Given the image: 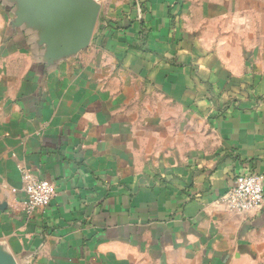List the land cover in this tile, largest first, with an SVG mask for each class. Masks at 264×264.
<instances>
[{
    "label": "crops",
    "instance_id": "obj_1",
    "mask_svg": "<svg viewBox=\"0 0 264 264\" xmlns=\"http://www.w3.org/2000/svg\"><path fill=\"white\" fill-rule=\"evenodd\" d=\"M51 46L0 0V264H264V0H95ZM55 186L28 217L23 177Z\"/></svg>",
    "mask_w": 264,
    "mask_h": 264
},
{
    "label": "water",
    "instance_id": "obj_2",
    "mask_svg": "<svg viewBox=\"0 0 264 264\" xmlns=\"http://www.w3.org/2000/svg\"><path fill=\"white\" fill-rule=\"evenodd\" d=\"M30 6L26 18L48 23L51 46L62 39L69 44L88 42L100 12L95 0H30Z\"/></svg>",
    "mask_w": 264,
    "mask_h": 264
},
{
    "label": "built area",
    "instance_id": "obj_3",
    "mask_svg": "<svg viewBox=\"0 0 264 264\" xmlns=\"http://www.w3.org/2000/svg\"><path fill=\"white\" fill-rule=\"evenodd\" d=\"M23 185L26 195L23 205L28 217L47 208L56 196L53 184L37 179L31 172L24 174ZM223 202L228 211L236 215L261 209L264 206L263 177L253 173L238 176L235 186L224 196Z\"/></svg>",
    "mask_w": 264,
    "mask_h": 264
}]
</instances>
